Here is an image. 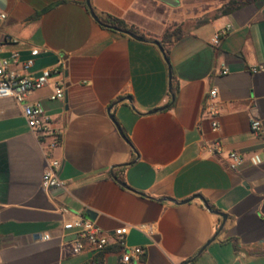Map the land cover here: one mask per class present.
Listing matches in <instances>:
<instances>
[{
    "label": "crops",
    "instance_id": "obj_1",
    "mask_svg": "<svg viewBox=\"0 0 264 264\" xmlns=\"http://www.w3.org/2000/svg\"><path fill=\"white\" fill-rule=\"evenodd\" d=\"M91 2L146 40L100 24L87 0H0V57L33 58L35 76L57 70L28 101L41 104L60 132L52 155L67 182L42 186L45 138L15 98H0V264H121L115 243L94 252L84 240L74 252L77 231L63 224L77 217L111 233L130 225L127 246L144 249L142 264H264V132L252 129L254 119L264 129V71L253 70L264 64V0ZM177 27L181 36L170 41ZM58 82L63 99L52 98ZM213 87L218 130L206 109ZM234 150L245 157L237 168L230 166ZM195 194L228 215L200 255L222 217L200 198L161 200ZM141 224L153 233L135 227Z\"/></svg>",
    "mask_w": 264,
    "mask_h": 264
},
{
    "label": "built area",
    "instance_id": "obj_2",
    "mask_svg": "<svg viewBox=\"0 0 264 264\" xmlns=\"http://www.w3.org/2000/svg\"><path fill=\"white\" fill-rule=\"evenodd\" d=\"M1 18H5L6 14H0ZM220 35L215 37V42H219ZM41 49L35 47L32 49L33 55H38ZM19 52L15 51L11 57H0V98L13 97L15 100L23 106V112L27 119L28 125L31 130L36 133L40 138H45L46 142V160L47 167L44 171L42 178V186L45 189L52 188H67L66 180L62 179L59 174L61 162L59 159L52 155V151L60 145L59 131L51 128L48 121L45 118V109L39 104H33L28 101V96L35 90L41 89L49 83L53 73L57 70L46 68L38 75H31L28 72L30 66H32L34 59L31 58L27 61L21 62L19 59ZM13 64H20L19 68H14ZM254 71H264V64L253 68ZM64 83L58 82L55 86L53 99H63L65 96ZM219 96V90L217 87L210 89L206 109L208 113L213 117L214 130H218L219 122L216 119L218 114L217 99ZM253 131L261 135L264 132L263 123L260 119H254L252 121ZM43 142V141H42ZM230 166L237 168L245 161L244 155L240 151L229 152ZM67 210V208H63ZM65 229H76L77 238L74 241V252L80 253L85 249V241L87 240L91 245L94 252L105 251L113 243L122 246L121 264H142V254L144 249L140 246L128 247L126 237L130 232V225H123L114 230L113 233L104 231L95 222L77 217L73 220L65 221L63 224ZM141 231L151 234L152 231L146 228L145 224L135 226ZM50 234H45L44 239H49ZM83 264H109L105 258H93L86 261Z\"/></svg>",
    "mask_w": 264,
    "mask_h": 264
},
{
    "label": "water",
    "instance_id": "obj_3",
    "mask_svg": "<svg viewBox=\"0 0 264 264\" xmlns=\"http://www.w3.org/2000/svg\"><path fill=\"white\" fill-rule=\"evenodd\" d=\"M163 1H165V2H167V3H169V4H172V5H178V0H163ZM87 4H88V6H89V8H90V11H91V14L93 15V17L98 21V22H100V18H99V16H98V14H97V12H96V10L93 8V6H92V2H91V0H87ZM109 28H111V29H113V30H116V31H119V32H123V33H125V34H128L129 36H131L132 38H135V39H137V40H142V41H144V40H146V37L145 36H142V35H140V34H138V33H135V32H133V31H131V30H125V29H122V28H120V27H118V26H111V27H109ZM154 43L155 44H157L160 48H161V50L163 51L164 50V47L162 46V44H161V42L160 41H154ZM167 62H168V64H169V70H170V88L172 87V81H173V74H172V66H171V63H170V61L169 60H167ZM175 99V97H173V100ZM168 106V105H167ZM167 106H162V107H159V108H156V109H154V110H152V112H158V111H161V110H163V109H165ZM112 108H113V106H111L110 108H109V110L111 111L112 110ZM112 117H113V115H112ZM118 128H119V130H120V132L122 133V135L124 136V132H123V130H122V128L120 127V125H118ZM123 185H125L123 182H121ZM195 198H200L203 202H204V204L206 205V207L209 209V210H211L212 212H216V213H218L221 217H222V223H221V225H220V228H219V230H218V232L215 234V236H213L204 246H202V248L199 250V252H198V255H200V254H202L205 250H206V248L216 239V237L219 235V233L222 231V229L224 228V226H225V223H226V221H227V218H228V215L226 214V213H223V212H218V211H216V210H214V208L209 204V202L204 198V196H202L201 194H195L194 196H192L191 198H188V199H186V200H182V201H178V200H176V199H173V198H162L161 200L162 201H165V200H169V201H174V202H176V203H187V202H189V201H191L192 199H195ZM195 260V258H193V259H191L190 260V262H193Z\"/></svg>",
    "mask_w": 264,
    "mask_h": 264
},
{
    "label": "trees",
    "instance_id": "obj_4",
    "mask_svg": "<svg viewBox=\"0 0 264 264\" xmlns=\"http://www.w3.org/2000/svg\"><path fill=\"white\" fill-rule=\"evenodd\" d=\"M232 5L231 4L230 6H226L225 8H223L221 10L222 13H227L229 12L231 9H232ZM99 18H100V24H102L103 26L105 27H111V26H118L122 29H125V30H131L135 33H138L134 28L130 27L124 20L118 18V17H115L109 13H106V12H98L96 11ZM181 33H182V29L177 27L176 30L169 36L170 38V41L171 39H178L180 36H181ZM164 55H165V58H166V61L169 60V55H168V52L167 50L164 51ZM170 61V60H169ZM168 63V62H167ZM169 66V64H168ZM172 74H173V70H172ZM176 88L175 86L172 85L171 89H170V94H171V99H170V102H172L173 100V97H175V94H176ZM126 138L128 139V141H130V138L129 136L126 134ZM115 248L116 249H121L122 246L116 244L115 245ZM189 260H186L185 262H183L182 264H187Z\"/></svg>",
    "mask_w": 264,
    "mask_h": 264
}]
</instances>
